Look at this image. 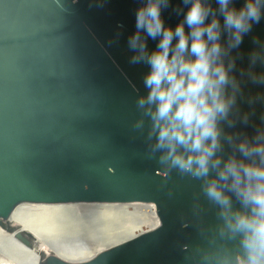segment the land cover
Listing matches in <instances>:
<instances>
[{"label":"water","instance_id":"1","mask_svg":"<svg viewBox=\"0 0 264 264\" xmlns=\"http://www.w3.org/2000/svg\"><path fill=\"white\" fill-rule=\"evenodd\" d=\"M140 2L0 0V264H223L237 254L202 181L160 162L146 119L135 127L147 66L130 62L127 38ZM185 7L170 0L165 23ZM253 36L264 41V14L231 53L243 94L234 126L221 124V158L234 151L224 137L251 136L264 115V103H249L264 87L240 75Z\"/></svg>","mask_w":264,"mask_h":264},{"label":"clouds","instance_id":"2","mask_svg":"<svg viewBox=\"0 0 264 264\" xmlns=\"http://www.w3.org/2000/svg\"><path fill=\"white\" fill-rule=\"evenodd\" d=\"M169 3L141 0L127 38L130 62L147 66L145 92L136 100L144 119L135 127L143 128L146 119L160 162L202 181L205 196L219 208L221 231L238 238L237 254L222 257L223 264H264V115L251 136L224 137L234 151L226 158L218 155L221 124L234 126L230 112L243 94L231 53L260 23L264 0H243L239 7L233 0H215L218 8L211 0H182L186 7L175 26L161 14ZM149 38L156 41L152 49ZM253 44L258 47L249 52L247 72L240 75L264 87V71L255 70L264 68V41L253 36ZM256 99L264 103V95L249 103ZM248 120L245 113L244 123Z\"/></svg>","mask_w":264,"mask_h":264}]
</instances>
